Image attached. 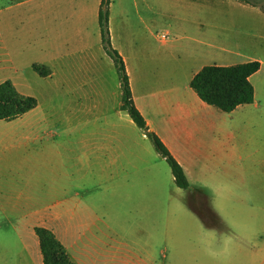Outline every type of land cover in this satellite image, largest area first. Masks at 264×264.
Returning a JSON list of instances; mask_svg holds the SVG:
<instances>
[{"label":"crops","instance_id":"obj_1","mask_svg":"<svg viewBox=\"0 0 264 264\" xmlns=\"http://www.w3.org/2000/svg\"><path fill=\"white\" fill-rule=\"evenodd\" d=\"M100 2L86 0L71 11L73 24L92 20L98 25ZM111 3L110 41L124 60L133 102L148 130L158 135L179 162L189 186L191 176L199 174L198 190L206 193V202L216 217L211 224L238 228L237 233L228 229L225 235L233 243L234 264H264V104L257 93V84L263 80L259 75L264 71V9L252 6L261 23L248 25L260 39H247L256 50L245 61L261 64L249 76L253 101L227 112L203 102L189 86L203 65L182 80V65L171 57L174 45L166 36H159V40L171 55L159 57L144 43L115 34L110 25ZM85 28L71 47L54 42L50 53L35 61L47 65L51 70L47 76L60 82L62 108L43 111L42 102L37 100L33 109L5 122L23 129L7 145L16 150L21 145L30 148H25L23 156L0 154V178L20 188L17 196L0 200V210L8 212L6 217L13 225V234L1 245L0 264H43L36 226L50 229L77 264H161L159 255L165 257L168 249V241L159 244L164 237L160 238L154 219L165 187L161 171L171 175L176 188H183L175 184L171 169L169 174L162 166L165 159L145 131L120 109L119 79L102 47L99 25L98 36L90 38L87 23ZM204 43L211 48L224 45L221 37ZM234 63L239 62L219 65ZM6 79L12 81L7 75L0 82ZM64 109L68 112L63 113ZM239 115L244 118L242 123L239 118L234 120ZM240 125L252 132L247 148L251 164L246 177L239 180L241 185L237 181L235 197L227 193L228 184L218 177V166L240 158L238 147L228 142ZM5 150V146L0 147V152ZM232 204H239L238 213L247 207L250 219L231 216ZM149 212L153 213V228ZM144 233L145 240L138 237Z\"/></svg>","mask_w":264,"mask_h":264},{"label":"rangeland","instance_id":"obj_2","mask_svg":"<svg viewBox=\"0 0 264 264\" xmlns=\"http://www.w3.org/2000/svg\"><path fill=\"white\" fill-rule=\"evenodd\" d=\"M11 1L0 0V78L9 75L19 91L42 102L43 111L47 107L53 111L55 107L59 110L64 99L57 87L60 82L55 77L39 76L31 68V63L46 57L54 42H60L65 48L71 47L80 40V34L86 31L85 23L88 27L87 36H98L97 21L73 24L71 11L86 0ZM255 2L264 9V0ZM242 6L237 0H112L110 25L115 34L144 43L153 48L155 56L159 57L171 55L159 40V36H166L170 44L174 45L170 50L171 57L178 66L182 65L180 74L182 80L186 81L200 65L242 62L253 55L256 48L250 47L247 39L249 36L255 42L260 39L254 30H249L248 25L261 23V20L257 13L251 11L255 7L249 4ZM220 37L224 42L223 48H211L204 43L216 41ZM82 53L79 55H86ZM259 77L263 80L260 81L261 85L257 84V93L260 104H264V71ZM66 112L64 109L63 113ZM238 118L242 123L244 118L239 115L234 120ZM26 120L29 121V117ZM7 121L0 119V147H6L0 154L7 157L23 156L25 148L29 149L30 146L21 145L16 150L7 145L9 139L20 136L23 129L8 126L5 123ZM251 134L247 126L240 125L234 139L229 137L228 140L235 148L238 147L240 158L236 157L232 162L225 160L222 166H218V177L228 184L225 186L227 193L235 197L238 195L237 181L241 185L239 180L246 177L251 164L247 158ZM33 148H39V145ZM161 163L170 174L169 165L164 160ZM161 175L165 187L161 190L160 204H157L159 210L154 217L160 238L164 237L159 244L168 241L165 257L159 255L161 264H234L233 243L225 235L228 229L231 233H237L238 228L233 225L223 229L211 224L216 222V217L206 202V193L203 192L204 195L198 190L199 174L191 176L189 188L183 190L175 187L171 175H165L162 171ZM19 190L10 181L0 178L1 201L5 200L4 196H17ZM150 205L153 208V204ZM232 205L231 216L239 220L250 219L247 207L243 206L244 209L238 213L239 204ZM7 215L8 212L0 210V252L6 237L13 234V225ZM147 217L153 228V213L149 212ZM126 220L131 222L128 217ZM138 237L145 240L146 234Z\"/></svg>","mask_w":264,"mask_h":264},{"label":"trees","instance_id":"obj_3","mask_svg":"<svg viewBox=\"0 0 264 264\" xmlns=\"http://www.w3.org/2000/svg\"><path fill=\"white\" fill-rule=\"evenodd\" d=\"M237 1L255 7L259 6L255 0ZM109 5L110 0H101L98 9V25L102 47L112 59L117 71L120 87L119 107L121 110H125L134 123L145 131L155 150L169 165L175 184L180 188L186 189L189 187V182L183 168L158 135L148 130L143 115L133 102L124 60L110 41L108 27ZM260 65L258 60L229 65H203L192 76L189 86L203 102L228 112L238 105L253 101L254 88L249 76L256 72ZM31 68L39 76H47L51 73L47 65L38 62L31 63ZM36 105L37 99L32 95L20 92L11 80L6 79L0 82V119H15L33 109ZM34 230L39 239L43 264H77L69 258L64 245L50 229L36 226Z\"/></svg>","mask_w":264,"mask_h":264}]
</instances>
